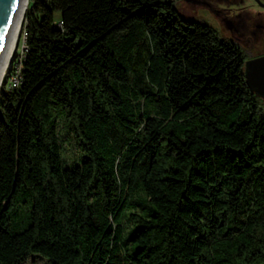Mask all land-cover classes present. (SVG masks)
I'll return each instance as SVG.
<instances>
[{
    "label": "trees",
    "instance_id": "1",
    "mask_svg": "<svg viewBox=\"0 0 264 264\" xmlns=\"http://www.w3.org/2000/svg\"><path fill=\"white\" fill-rule=\"evenodd\" d=\"M21 30L0 86V264H264L249 50L171 0H30Z\"/></svg>",
    "mask_w": 264,
    "mask_h": 264
},
{
    "label": "flooded vegetation",
    "instance_id": "2",
    "mask_svg": "<svg viewBox=\"0 0 264 264\" xmlns=\"http://www.w3.org/2000/svg\"><path fill=\"white\" fill-rule=\"evenodd\" d=\"M171 1L177 2L187 13L192 14L191 17L181 15L190 21L205 23L202 16L197 14V11L206 12L218 25L217 28L213 29L221 38L230 39L246 48L242 40H247L248 37H251L255 42H258L257 45L264 48V0ZM176 10L178 11V9ZM261 54H264V50L250 57Z\"/></svg>",
    "mask_w": 264,
    "mask_h": 264
},
{
    "label": "water",
    "instance_id": "3",
    "mask_svg": "<svg viewBox=\"0 0 264 264\" xmlns=\"http://www.w3.org/2000/svg\"><path fill=\"white\" fill-rule=\"evenodd\" d=\"M22 2L23 0H0V53L13 30ZM243 76L248 89L264 98V54L244 60Z\"/></svg>",
    "mask_w": 264,
    "mask_h": 264
},
{
    "label": "rangeland",
    "instance_id": "4",
    "mask_svg": "<svg viewBox=\"0 0 264 264\" xmlns=\"http://www.w3.org/2000/svg\"><path fill=\"white\" fill-rule=\"evenodd\" d=\"M29 1L30 0H26V5ZM173 6L176 9H178V12L180 15H182L184 17H191L192 14L187 13V11L184 10L183 7H180V5L177 2H173ZM197 14L202 16L205 23L207 25H209L210 27H212V28L218 27L216 22L206 12H201L200 10H198ZM242 42L246 46L247 50H249L251 55L264 50L263 46L257 45L258 42H255L251 37H248L247 40H242ZM23 44H24L23 43V33H22L21 28H20L16 44L14 45V48L12 50L11 59L9 60L10 63H8L6 70L4 71V73L2 75V78L0 81V86L3 84L4 76H6V74L8 73V69L10 67L14 71L13 73H15V71L18 69V63H19V58L21 57V53L23 50ZM12 79H13V74L9 78V84L11 83ZM4 84H5V82H4ZM62 146H63L64 150L63 151L60 150L61 157L63 158V155L66 159H69L70 157H72V153L75 150V148H73L71 143L65 142L62 144ZM21 222H23V219L19 223H21ZM22 264H49V263L44 258H42L38 255H35V254H31L24 260V262Z\"/></svg>",
    "mask_w": 264,
    "mask_h": 264
},
{
    "label": "bare ground",
    "instance_id": "5",
    "mask_svg": "<svg viewBox=\"0 0 264 264\" xmlns=\"http://www.w3.org/2000/svg\"><path fill=\"white\" fill-rule=\"evenodd\" d=\"M25 5H26V0H23L19 13L17 15L13 30L11 32V34L9 35L1 53H0V81L2 78V75L4 73V71L6 70V67L9 63L11 54H12V50L14 48V45L16 44L17 38H18V34H19V30L22 26V20H23V15H24V11H25Z\"/></svg>",
    "mask_w": 264,
    "mask_h": 264
},
{
    "label": "built area",
    "instance_id": "6",
    "mask_svg": "<svg viewBox=\"0 0 264 264\" xmlns=\"http://www.w3.org/2000/svg\"><path fill=\"white\" fill-rule=\"evenodd\" d=\"M17 84V72L13 74V79L9 86H15Z\"/></svg>",
    "mask_w": 264,
    "mask_h": 264
}]
</instances>
